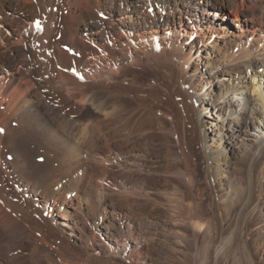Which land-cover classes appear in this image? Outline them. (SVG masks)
<instances>
[{
    "label": "bare ground",
    "instance_id": "bare-ground-1",
    "mask_svg": "<svg viewBox=\"0 0 264 264\" xmlns=\"http://www.w3.org/2000/svg\"><path fill=\"white\" fill-rule=\"evenodd\" d=\"M214 1L0 0V264H56L57 257L65 264H147L137 257L148 210L130 207L138 218L127 217L129 196L146 192L149 178L139 176L130 191L124 182L110 189L113 183L104 180L108 165L115 178L141 171L138 160L145 158L161 169L163 156L151 141L130 139L153 120L199 166L218 162L225 140L237 144L242 163H248L241 158L244 147L264 165V0ZM210 10L226 15L229 28L208 30L215 19L198 23L197 15L211 18ZM236 20L250 32L229 39ZM194 32L197 39L187 43ZM212 108L217 119L207 123L220 131L212 138L215 149L202 130ZM183 175L192 186L202 182ZM201 184L215 192L207 181ZM249 184L242 201L248 218L264 200L263 181ZM184 191L175 188L161 204L173 223L187 218L193 238L177 234L194 248L199 234L213 229L212 202L185 205V216ZM220 193L226 208L236 207L229 189ZM85 200L98 211L87 217L91 233L99 229L113 240L104 258L86 226L87 243L73 242L65 234L70 223L61 229L51 216L50 210H76ZM125 236L129 250L120 244ZM211 250L204 245L199 264H210ZM221 251L212 252L216 264H230Z\"/></svg>",
    "mask_w": 264,
    "mask_h": 264
},
{
    "label": "rangeland",
    "instance_id": "rangeland-1",
    "mask_svg": "<svg viewBox=\"0 0 264 264\" xmlns=\"http://www.w3.org/2000/svg\"><path fill=\"white\" fill-rule=\"evenodd\" d=\"M211 2L212 3L214 2V4H216L214 0H211ZM55 7L57 9V6ZM228 12L231 15L230 11ZM209 13L211 18H204L197 15V18L199 17L197 19L198 23L199 21L200 22L203 21L205 22L206 25L209 24L206 23L207 21H211V19H213V21L211 22H214L215 19L217 20L218 23L210 27L208 30L211 31L217 27L218 28L223 27L225 29L226 27L229 28L227 24L228 18L226 17V15L224 16L220 12L217 13L213 10H210ZM231 16L235 17L233 15ZM188 18H186V22L188 21ZM189 21H191L190 18ZM195 23L196 22H193L194 25ZM232 23L234 24V28L227 35L229 39H234L237 38L238 36H241L243 33L245 34L250 32V30H246L244 27L240 29L239 27L241 23L238 20ZM248 23H250L251 25V22ZM252 25L258 26L255 23ZM212 35L213 38L215 39L218 38L217 35L220 36L221 34L212 33ZM256 36L257 38H259L260 33L259 32L256 33ZM195 39H197L196 32L190 34L186 42L191 43V41L193 42ZM261 44L260 46L262 47L264 42H262ZM74 50L75 49H70L71 53L75 54L76 50L75 51ZM205 54H203L202 56H204ZM252 75L254 74H251V76ZM198 87H200V85ZM206 90H207L206 92H209L208 88H206ZM262 91L264 93V90ZM234 94L235 92L232 93V96H235ZM207 97L209 98L210 95H208ZM232 98H236V97H232ZM204 115H205V120L202 126V130L205 133V141H207L206 145L213 143L212 145L213 148L215 149L216 143L215 141L212 140V138L214 136V133L218 135V133L220 132L218 129V124H215V122H213V125L211 126L207 122L217 119V113L212 108L210 112L206 111ZM152 122L147 123L145 127L142 129V131L141 130L135 131L137 134H135V132L131 134L130 139L131 140L145 139V140H149V142L151 141V147L157 148L156 154L163 156L161 162L162 165L161 169L154 168L153 165H151L150 163H148L147 165L146 163L147 158H145V160L141 158L143 160H138V164L142 165L140 166L142 167L141 171L140 170H137L138 172L125 171L123 169L124 167L123 165L121 166L120 170L122 172L125 171L124 176H126L127 178H125L123 175L115 178L114 171L116 169L112 167V165L111 166L108 165V167L110 168H108V173L104 180V182L110 181V183H113L109 185L110 189L111 188L115 189V186L117 185L116 183H120V181L121 183L124 182L123 184H126V190L129 191L132 189V187H134L133 182L139 180L138 179L139 176L147 177L151 182L150 185H146V190L144 189V191H146L143 192L145 195L142 192L140 193L141 197H139L140 195L138 194L137 197L136 194H132V195L130 194L131 196H129V193H131L129 191H127L128 193L126 194L127 197L129 196L128 205L130 206L128 208V217H127L129 220H134L138 218V216L133 214L134 211L132 213L130 212L131 211L130 207L133 208L139 206L144 208L145 210H148L149 213L147 215L148 217L147 219H149V221L148 220L145 221L146 223H144L143 226H141V234L144 239L139 249L140 253H138L137 258L140 259L141 261L142 260L146 261L147 264L149 263L199 264V262H201L203 257L202 253L204 252L203 251L204 245L208 244L210 247H212L211 251L214 253L219 248L222 249L221 254L225 256L224 257L225 259L229 260L228 262H230V264H264V238H263L264 237V200H262L263 198L259 200V202L257 203V207L254 211V214L250 218L246 216V212L242 208L243 207L242 201L245 195L247 196V187L250 188V184H249L250 181L261 179L264 183V165L261 163H257L256 158L250 154L249 152L250 150L249 149L245 150L244 147L240 148L242 152L241 158L243 156H244L243 158H247L248 163L246 164H248L249 166L242 163L241 159H236L235 157V153L238 151L237 144L231 147L227 144L226 142L227 140H225L222 145L223 153L219 157L220 160L216 162L218 164L214 162L211 164L210 167L207 165L204 168V166L203 167L199 166L197 161L191 157L189 150H186L184 154L179 153L174 138H171L168 134H166L164 130L160 128V123L158 120H153ZM120 131H121L120 133L123 136L126 133L125 135L127 137H128L127 134L130 133L129 130L126 129L125 127H121ZM250 131L254 132L252 130ZM143 135L144 137H142ZM214 137L217 138L216 136ZM249 137L251 138L254 136H249ZM247 154L249 155L247 156ZM43 159H44L43 156L39 157V161H43ZM186 171L191 175L196 176L203 183L204 181H207L211 187H213L214 189L216 188L214 192L215 195L214 193H211L213 192V190L212 191L205 190L203 185L201 184L202 182L198 184L195 183L193 184V186L190 185L186 180L183 179L185 178L183 173H185ZM108 177H111L114 180L111 178L109 180ZM138 185H142V183H139ZM175 188H180L183 191L185 190L184 192H187V197L184 199L183 207H185V205L188 206V204H193V203L196 204L202 203L203 205H205L212 202L210 207L211 210L213 211V212L211 211V215L212 214L213 215L212 216L210 215L211 217L209 222L213 227V229L209 234L208 233L199 234L197 240L198 244L194 248L190 247L188 243L181 238L182 236H184V234L189 238H193L192 230L188 226V223L185 222L187 221L186 220L187 218L182 217L183 222L181 220L180 224L177 222L173 223V220L169 219L171 212L169 211L170 212L169 213L167 211L168 210L167 207L161 204L162 200L164 201L165 198L168 196V194H170ZM224 189L225 190L229 189L230 197L233 198L234 203L238 201V203H236L235 205L236 207L226 208L224 206L225 204L222 203L223 197L220 193V191L222 192ZM100 193H101L100 190L94 192V198L96 200L100 198L101 196ZM149 196H151L152 199ZM63 211H68V213L71 212L68 218L63 215ZM137 211L139 212V210ZM137 211L135 210V212ZM181 211L183 212L185 211L183 213L185 216L188 215L187 213L188 210L186 207L183 208V210ZM50 212H51V216H53V218L55 219L54 221L61 229L67 227V225L65 224L70 223L72 230L67 229L68 232L65 234L70 238H72L73 242H78V243L82 242L83 244L87 243V238L85 237V233L83 232V230L81 231V228L86 226L88 234L90 235L92 234V236L96 235V243L100 246V248H102L104 252L100 254L101 258L106 257L107 252L112 250V246H110V243H112L113 240L109 239L105 232H101L99 229H97L96 233L93 234L91 233L90 228L87 227V223H88L87 217L94 214L96 215L98 213L97 209H95L94 206H92V203H90V200H85L84 204L77 207L76 210L71 209L68 205H66L61 211L53 209L52 211L50 210ZM108 215L110 214L108 213ZM73 230H75L76 233ZM81 232H82V237L80 240L79 233ZM177 233L183 235L180 236ZM120 240H121L120 244H125L126 249L128 250L131 249V244L129 242L126 243V236L120 238ZM80 246H82V244ZM118 247L119 249H122L124 248V245H119ZM217 247L218 249L216 250ZM81 248L82 247H79L78 249ZM77 251L80 252V250ZM212 252L210 256L211 258L209 257L210 259L209 263L216 264L217 262L216 254ZM63 261L64 260L62 258L57 257L54 263L65 264Z\"/></svg>",
    "mask_w": 264,
    "mask_h": 264
},
{
    "label": "snow or ice",
    "instance_id": "snow-or-ice-1",
    "mask_svg": "<svg viewBox=\"0 0 264 264\" xmlns=\"http://www.w3.org/2000/svg\"><path fill=\"white\" fill-rule=\"evenodd\" d=\"M81 79H82V77H81Z\"/></svg>",
    "mask_w": 264,
    "mask_h": 264
}]
</instances>
